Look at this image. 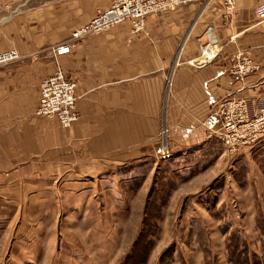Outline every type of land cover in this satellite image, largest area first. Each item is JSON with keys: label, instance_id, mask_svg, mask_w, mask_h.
<instances>
[{"label": "crops", "instance_id": "0c3cea01", "mask_svg": "<svg viewBox=\"0 0 264 264\" xmlns=\"http://www.w3.org/2000/svg\"><path fill=\"white\" fill-rule=\"evenodd\" d=\"M8 1L0 0V52L15 49L20 58L0 67V264L45 230L56 239L59 210L154 150L162 121L173 153L202 143L201 124L221 99L264 98V22L254 12L264 0H234L232 12L223 0H183L147 16L141 32L119 24L58 58L54 49L109 0H67L62 8L52 0L34 12L27 0L12 8ZM209 35L210 58L199 51ZM238 55L255 66L241 80L231 75ZM200 57L207 62L195 65ZM56 66L77 81L79 116L68 129L34 114L39 84Z\"/></svg>", "mask_w": 264, "mask_h": 264}, {"label": "rangeland", "instance_id": "374dc122", "mask_svg": "<svg viewBox=\"0 0 264 264\" xmlns=\"http://www.w3.org/2000/svg\"><path fill=\"white\" fill-rule=\"evenodd\" d=\"M171 155L149 151L93 182L85 200L59 210L56 239L41 232L7 264H264V132L236 154L205 138Z\"/></svg>", "mask_w": 264, "mask_h": 264}, {"label": "built area", "instance_id": "2783aa9c", "mask_svg": "<svg viewBox=\"0 0 264 264\" xmlns=\"http://www.w3.org/2000/svg\"><path fill=\"white\" fill-rule=\"evenodd\" d=\"M225 9H235L234 0H223ZM183 0H109L108 7L97 11L85 25L71 32L69 41L54 49V57L69 54L75 42L106 32L119 24H129L132 33L143 30L147 16L174 9ZM255 16L264 22V1L255 9ZM209 31V30H208ZM210 32V31H209ZM214 40L209 36L207 44L200 45L199 51L206 55ZM20 54L15 49L0 52V67L15 63ZM255 69L247 56L238 55L233 59L231 75L241 80ZM169 86V81L167 83ZM77 81L66 77L62 69L56 66L55 72L41 80L38 90L37 117L57 119L63 129H68L78 119L76 111ZM205 138L215 139L224 144L229 153L236 154L240 149L254 143L264 132V98L253 99L230 97L218 101L202 122ZM154 154L160 161L171 159L170 129L165 121L154 142Z\"/></svg>", "mask_w": 264, "mask_h": 264}, {"label": "water", "instance_id": "95a60500", "mask_svg": "<svg viewBox=\"0 0 264 264\" xmlns=\"http://www.w3.org/2000/svg\"><path fill=\"white\" fill-rule=\"evenodd\" d=\"M206 62H207L206 58L200 57L194 61V64L195 65H202V64H205Z\"/></svg>", "mask_w": 264, "mask_h": 264}, {"label": "bare ground", "instance_id": "6f19581e", "mask_svg": "<svg viewBox=\"0 0 264 264\" xmlns=\"http://www.w3.org/2000/svg\"><path fill=\"white\" fill-rule=\"evenodd\" d=\"M210 36V35H209ZM215 50H214V46H211V48L209 49V51L206 53V56L208 58H210L213 54H214Z\"/></svg>", "mask_w": 264, "mask_h": 264}, {"label": "trees", "instance_id": "16d2710c", "mask_svg": "<svg viewBox=\"0 0 264 264\" xmlns=\"http://www.w3.org/2000/svg\"><path fill=\"white\" fill-rule=\"evenodd\" d=\"M133 259L136 261V254H134L133 256L132 255L129 256V260H131V263L135 262V261H133Z\"/></svg>", "mask_w": 264, "mask_h": 264}]
</instances>
